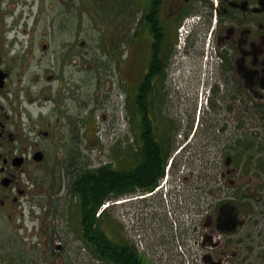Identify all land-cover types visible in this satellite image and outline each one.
<instances>
[{
    "label": "flooded vegetation",
    "instance_id": "af4514ba",
    "mask_svg": "<svg viewBox=\"0 0 264 264\" xmlns=\"http://www.w3.org/2000/svg\"><path fill=\"white\" fill-rule=\"evenodd\" d=\"M211 150L228 187L201 224L206 252L264 264V0H0V264H70L76 180L97 171L116 203L87 263L155 264L172 234L139 173Z\"/></svg>",
    "mask_w": 264,
    "mask_h": 264
},
{
    "label": "trees",
    "instance_id": "16d2710c",
    "mask_svg": "<svg viewBox=\"0 0 264 264\" xmlns=\"http://www.w3.org/2000/svg\"><path fill=\"white\" fill-rule=\"evenodd\" d=\"M149 166H152L150 164ZM152 170L147 172L140 171L138 183L141 186L151 187L154 185L156 181V177L158 176V169L157 166L154 164L152 166ZM106 176L109 178L107 181H110V176L113 174L110 170H107ZM90 172H95L90 170L87 173V177L89 176ZM101 171H97L95 175L91 174L92 177L90 178L89 183L87 182L86 177H81L76 180V184L78 183L80 188L76 189V193L78 194L80 201H79V208L81 214V225L85 228V234L82 236L84 241H89L91 244V250L94 255H97L99 251H103L107 244L110 243L111 240L102 238L99 231V221L96 217V210L101 203V194L98 188V184H100V174ZM129 178L131 177V173L129 172ZM147 180L148 182H144ZM130 181V180H129ZM89 185V186H88ZM130 188H126L123 186L119 191H127ZM85 238V239H84ZM114 244V243H113Z\"/></svg>",
    "mask_w": 264,
    "mask_h": 264
},
{
    "label": "rangeland",
    "instance_id": "374dc122",
    "mask_svg": "<svg viewBox=\"0 0 264 264\" xmlns=\"http://www.w3.org/2000/svg\"><path fill=\"white\" fill-rule=\"evenodd\" d=\"M83 4H80V6ZM79 6V5H76ZM80 22V21H77ZM76 22V23H77ZM83 23V22H82ZM86 23L83 24L82 29ZM80 25H76V29H78ZM91 31L92 29L89 28ZM96 37H92L91 41H95ZM258 132V131H257ZM114 138H100L99 140L112 142ZM71 140V138H70ZM242 140H240L241 142ZM108 146L105 147L106 151L109 153V150L107 149ZM74 145L70 143V154L73 156L74 151ZM94 152H96V149H94ZM108 153H105L104 155H101L102 159H108ZM101 160V159H100ZM97 162V160H95ZM80 208L78 205H75L74 207H71L70 204V264H88L87 261L90 259L91 262H93V259L91 256L86 253V251H83L84 244L81 237V232L79 228V219H80ZM253 246V253L257 255H262L264 257V243L263 245L259 246L257 243H251Z\"/></svg>",
    "mask_w": 264,
    "mask_h": 264
},
{
    "label": "built area",
    "instance_id": "2783aa9c",
    "mask_svg": "<svg viewBox=\"0 0 264 264\" xmlns=\"http://www.w3.org/2000/svg\"><path fill=\"white\" fill-rule=\"evenodd\" d=\"M200 217H202V215H201V214H198V215H197V214H195V215H194V219H195V220H199V219H200ZM190 243H191V244H192V246H194V247H195V246H196V244H197V243H196V241H194V240H192V239H190Z\"/></svg>",
    "mask_w": 264,
    "mask_h": 264
},
{
    "label": "water",
    "instance_id": "95a60500",
    "mask_svg": "<svg viewBox=\"0 0 264 264\" xmlns=\"http://www.w3.org/2000/svg\"><path fill=\"white\" fill-rule=\"evenodd\" d=\"M222 230L227 231L228 228H222ZM204 260H205L206 262H208V263L212 262V260L210 259V255H209V254H206V255L204 256Z\"/></svg>",
    "mask_w": 264,
    "mask_h": 264
},
{
    "label": "bare ground",
    "instance_id": "6f19581e",
    "mask_svg": "<svg viewBox=\"0 0 264 264\" xmlns=\"http://www.w3.org/2000/svg\"><path fill=\"white\" fill-rule=\"evenodd\" d=\"M182 38V37H181Z\"/></svg>",
    "mask_w": 264,
    "mask_h": 264
}]
</instances>
